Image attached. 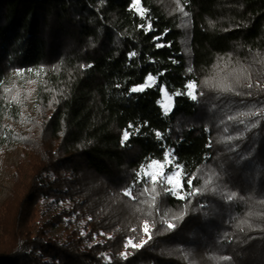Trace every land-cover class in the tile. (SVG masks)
Instances as JSON below:
<instances>
[{
  "label": "trees",
  "instance_id": "obj_1",
  "mask_svg": "<svg viewBox=\"0 0 264 264\" xmlns=\"http://www.w3.org/2000/svg\"><path fill=\"white\" fill-rule=\"evenodd\" d=\"M138 8L0 0V155L21 151L0 206V264H264V114L241 115L264 113V0ZM150 74L152 87L130 91ZM188 82L196 101L173 95ZM169 149L200 194L157 186L153 201L141 183L125 196Z\"/></svg>",
  "mask_w": 264,
  "mask_h": 264
},
{
  "label": "snow or ice",
  "instance_id": "obj_2",
  "mask_svg": "<svg viewBox=\"0 0 264 264\" xmlns=\"http://www.w3.org/2000/svg\"><path fill=\"white\" fill-rule=\"evenodd\" d=\"M138 4H139V0H132V5L133 8H136L139 11L138 8ZM181 11H183V9H180ZM184 15H187V12H184ZM141 27H144L143 25H141ZM147 30H151V24H149L147 26ZM157 39H159V37H157ZM161 46V45H158ZM130 56H136L135 52H132L130 54ZM162 75V73H161ZM156 78L153 77L151 74L147 77V80L144 84L140 85V86H134L131 88V92L136 93V92H143L146 88L148 87H152L153 86V81ZM259 86V85H257ZM249 88L252 87V84L248 85ZM185 90L183 92H176L173 95L174 96H180V95H187L188 97L191 98V100L196 101L198 99V95L196 92V83L195 82H188L185 86H184ZM224 91H230V88H228V86H224L223 88ZM161 91H163L164 96L168 99H172L173 97L169 95V93L167 92L166 88H161ZM203 93H200V95H202ZM163 110H164V115H168L170 113V111L172 110L168 105L164 104L163 102H161L160 105ZM261 114H264L262 112H249V113H242L241 115H248V116H259ZM229 120H234L236 119V117H232L229 116L228 117ZM129 127H133L132 125H129ZM252 127H255V124L252 125ZM136 132H139V129H136ZM156 137L158 139H163L162 134L157 131L155 133ZM131 137V133L127 130H125L123 132V141L122 142H127ZM240 136H230L228 137V140H234V139H240ZM209 146H211V142L209 143ZM172 151L171 149L167 150V153L164 157L163 161H156V160H150L149 163L147 165H145L139 172H137L136 177H135V181L133 183L132 186H130L127 190L124 191V195L129 197L130 199H136L135 196H133V189L135 188L136 184H144V188L143 191H141L139 193V195H145L149 193V188L148 185H151V193H155L156 195L152 196V200L155 201L156 196L159 195V193L157 192V186L159 185L165 193L170 194L173 198H177V199H187L188 196L191 195H198L200 194V190L199 189H193L192 188V182L194 179H196L195 176L185 173L183 171V168L181 165H178L174 162V157L172 156ZM167 163L168 168L171 169V171H168L165 169V164ZM159 165V171L158 172H154V171H150V169L153 168L154 165ZM185 181L188 184V187L190 189H192L191 192H185L184 189V184ZM206 184L208 183L207 181L205 182ZM236 194L232 193L231 195L228 196L229 200H232L234 198ZM179 218V217H178ZM168 228H173L174 224L172 223H168ZM143 231L144 233H148L149 232V225L147 222H145V224L143 225ZM131 246L133 248H137L140 247L141 245L139 244H133L132 240L129 239L125 245V247L127 248L128 246ZM126 258V256H125ZM224 259H229L228 257H224Z\"/></svg>",
  "mask_w": 264,
  "mask_h": 264
},
{
  "label": "rangeland",
  "instance_id": "obj_3",
  "mask_svg": "<svg viewBox=\"0 0 264 264\" xmlns=\"http://www.w3.org/2000/svg\"><path fill=\"white\" fill-rule=\"evenodd\" d=\"M15 78L18 80V82H19L18 85L22 89H25V90L28 89L29 85L26 82L24 74L23 75L18 74V75H16ZM154 83H155V80L153 81V84ZM163 88H165V87H163ZM29 90H30V87H29ZM167 92L169 93L168 90H167ZM30 93H31V99L29 101V107H30V109H32V108H34V105H33L34 104V98L33 97H34L35 93H33V91H31ZM169 95L172 96L170 93H169ZM161 102L168 105L171 109H173V107H174L173 98L172 99L166 98L164 96L163 91H161L160 104H161ZM162 111L164 112L163 108H162ZM20 153H21L20 148L16 146L15 148L10 149V151L5 152L2 155H0V206L3 203V201L6 200V198H10V196H11V189L13 187L12 177L17 171V168H18L17 164L19 162ZM165 169L168 171H171V169L168 168V165H165ZM159 170L160 169H159L158 164L154 165L153 168L150 169V171H154V172H158Z\"/></svg>",
  "mask_w": 264,
  "mask_h": 264
}]
</instances>
